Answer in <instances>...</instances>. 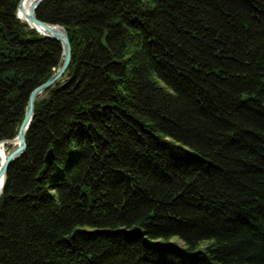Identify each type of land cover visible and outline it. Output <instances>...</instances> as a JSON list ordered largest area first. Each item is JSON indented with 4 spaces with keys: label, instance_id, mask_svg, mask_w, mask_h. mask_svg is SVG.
Instances as JSON below:
<instances>
[{
    "label": "trees",
    "instance_id": "1",
    "mask_svg": "<svg viewBox=\"0 0 264 264\" xmlns=\"http://www.w3.org/2000/svg\"><path fill=\"white\" fill-rule=\"evenodd\" d=\"M18 3L0 0V141L63 63ZM37 15L72 61L8 169L0 264H264V0H45Z\"/></svg>",
    "mask_w": 264,
    "mask_h": 264
},
{
    "label": "water",
    "instance_id": "2",
    "mask_svg": "<svg viewBox=\"0 0 264 264\" xmlns=\"http://www.w3.org/2000/svg\"><path fill=\"white\" fill-rule=\"evenodd\" d=\"M44 1L45 0H19V3L17 5V16L22 21L26 22L30 28L36 30L40 35L54 38L60 42L62 48L63 63L61 67H59L44 83L35 87L31 91L28 98L26 112L19 127L17 136L13 139L0 141V143L2 144L11 142H16L18 144L17 148L7 156V158L0 166V178H2L3 181L2 187H0V197L7 182V174L10 165L14 161L21 158L27 150L28 145L26 142V134L29 131L34 120L37 99L42 96V94L48 88L54 86L56 82L63 78L72 61L71 40L65 28L59 24L44 21L37 15V11ZM54 160L55 156L53 149H50L46 154L45 166L41 172V175H43L50 168V166L54 163Z\"/></svg>",
    "mask_w": 264,
    "mask_h": 264
},
{
    "label": "bare ground",
    "instance_id": "3",
    "mask_svg": "<svg viewBox=\"0 0 264 264\" xmlns=\"http://www.w3.org/2000/svg\"><path fill=\"white\" fill-rule=\"evenodd\" d=\"M7 144L10 145L7 146ZM18 144L16 142L11 143H0V166L3 163V161L7 158V156L17 148Z\"/></svg>",
    "mask_w": 264,
    "mask_h": 264
},
{
    "label": "rangeland",
    "instance_id": "4",
    "mask_svg": "<svg viewBox=\"0 0 264 264\" xmlns=\"http://www.w3.org/2000/svg\"><path fill=\"white\" fill-rule=\"evenodd\" d=\"M179 247H182L183 246V243L182 242H175Z\"/></svg>",
    "mask_w": 264,
    "mask_h": 264
},
{
    "label": "snow or ice",
    "instance_id": "5",
    "mask_svg": "<svg viewBox=\"0 0 264 264\" xmlns=\"http://www.w3.org/2000/svg\"><path fill=\"white\" fill-rule=\"evenodd\" d=\"M3 181L2 178H0V187H2Z\"/></svg>",
    "mask_w": 264,
    "mask_h": 264
}]
</instances>
